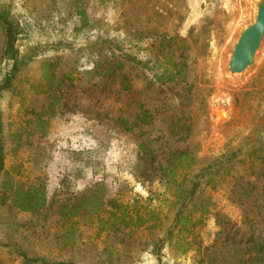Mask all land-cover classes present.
<instances>
[{
	"label": "rangeland",
	"instance_id": "obj_1",
	"mask_svg": "<svg viewBox=\"0 0 264 264\" xmlns=\"http://www.w3.org/2000/svg\"><path fill=\"white\" fill-rule=\"evenodd\" d=\"M254 10L0 0V264H264V39L227 73Z\"/></svg>",
	"mask_w": 264,
	"mask_h": 264
},
{
	"label": "water",
	"instance_id": "obj_2",
	"mask_svg": "<svg viewBox=\"0 0 264 264\" xmlns=\"http://www.w3.org/2000/svg\"><path fill=\"white\" fill-rule=\"evenodd\" d=\"M264 39V0L257 4L254 22L250 23L239 34L227 60V73L239 75L243 73L253 62L258 49ZM220 110L214 113L221 115ZM224 115L221 116H225Z\"/></svg>",
	"mask_w": 264,
	"mask_h": 264
},
{
	"label": "trees",
	"instance_id": "obj_3",
	"mask_svg": "<svg viewBox=\"0 0 264 264\" xmlns=\"http://www.w3.org/2000/svg\"><path fill=\"white\" fill-rule=\"evenodd\" d=\"M3 19H1L2 21V25H3V28L5 30V35H6V39L8 41V44L9 46L12 45L13 41H14V38H15V32L13 31V25L12 23L5 17H1ZM14 68H15V63H14ZM179 77V74L177 75H171V76H166L165 73H161L159 75L156 76V78H158L159 80L161 79H167V80H172L174 78H178ZM11 79V75H7L5 77V81L2 85H0V92L5 88L7 87L9 81ZM144 113V116L147 114L146 111L143 112ZM3 169V143H2V137H1V122H0V172L2 171ZM43 264H73L71 262H54V263H48V262H45V261H42Z\"/></svg>",
	"mask_w": 264,
	"mask_h": 264
},
{
	"label": "bare ground",
	"instance_id": "obj_4",
	"mask_svg": "<svg viewBox=\"0 0 264 264\" xmlns=\"http://www.w3.org/2000/svg\"><path fill=\"white\" fill-rule=\"evenodd\" d=\"M256 1V9H257V4H258V2L260 1V0H255ZM254 12H255V15H256V11L254 10ZM248 26V25H247ZM247 26H245V27H247ZM242 32V31H241ZM221 111V110H220ZM221 113V115H224V112L223 111H221L220 112Z\"/></svg>",
	"mask_w": 264,
	"mask_h": 264
}]
</instances>
